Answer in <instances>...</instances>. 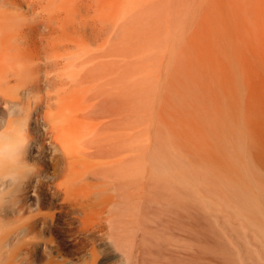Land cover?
I'll return each instance as SVG.
<instances>
[{
	"label": "bare ground",
	"instance_id": "6f19581e",
	"mask_svg": "<svg viewBox=\"0 0 264 264\" xmlns=\"http://www.w3.org/2000/svg\"><path fill=\"white\" fill-rule=\"evenodd\" d=\"M205 1H155L163 8L161 19L169 38L171 32L173 49L176 23L191 21ZM74 3L0 0V77L6 78L12 65L23 60L32 65L35 79L20 93L19 102L29 92L41 96L31 113L32 143L27 156L40 169L39 183L37 177L30 179L20 207L3 212L5 219L14 218L21 210L25 217L30 215L27 230L34 240L20 254L27 255V264H148L154 258L161 264H203L188 260L183 250L174 249V255L175 251L153 240L172 225L185 235L189 170L184 162L174 159L178 154L171 148L159 145L158 136L142 134L137 109L124 98V67H89V50L61 57L62 47L76 44L84 48L89 40L106 34L105 24L97 30L85 20H77ZM140 3L99 0L98 4L102 10L112 4L117 12H124ZM207 3L201 18L210 26L209 31L204 30V50L201 46L197 55L185 62L189 46H181L177 56L182 54V61L177 56V61H171V57L169 67H200L210 76L209 81L202 80L203 85L231 89L235 98L239 86H248L247 110L233 112L245 118V124L235 128L239 139L235 161L238 159L241 170L240 189L257 217L254 223L264 229V67L249 55L248 28L242 27L252 19L240 0ZM41 10L48 12L47 25L37 22L20 30L23 16ZM133 15L129 17L133 19ZM247 33L253 37L252 32ZM29 54L38 60L27 58ZM177 74L174 71L169 80L183 82ZM8 103L0 97L2 118L7 117ZM48 120L60 123L50 128ZM233 250L239 255L236 258L221 251L218 260L205 264H264V243L235 245Z\"/></svg>",
	"mask_w": 264,
	"mask_h": 264
},
{
	"label": "rangeland",
	"instance_id": "374dc122",
	"mask_svg": "<svg viewBox=\"0 0 264 264\" xmlns=\"http://www.w3.org/2000/svg\"><path fill=\"white\" fill-rule=\"evenodd\" d=\"M155 1L141 0L138 5L117 12L112 4L102 10L99 0H75L72 11L77 20L83 19L97 30L105 24L106 34L104 38L89 40L91 42L84 44V48L76 46L75 41L70 48L62 47L60 52L64 55L61 57H66L67 52L75 54L89 50L92 57L89 67H124V98L136 107L142 134L158 136L159 145L171 148L178 154L174 159L188 166L190 185L185 235L182 236L172 225L159 231L153 240L168 247L169 251L183 250L188 260L203 264L218 260L221 251L236 258L239 255L233 250L235 245L264 243V229L254 223L257 217L249 210L245 193L240 189L241 170L237 168L238 159L235 161L239 141L235 128L237 124L244 125L245 118L237 117L233 112L237 108L247 110L248 86H239V95L235 98L231 89L203 85L202 80L209 81L210 76L200 67H176L175 70L169 67L171 57V61H182V54L177 56L181 46H189V50L185 48V62L194 58L201 46L204 50V30L209 31L210 26L201 18L208 3L206 0L202 4L191 21L176 23V29L173 28L176 48L173 49L171 32L169 38L165 21L161 19L163 8L155 5ZM240 1L252 19L242 24L253 33V37H247V31L245 33L250 42L249 55L256 64L264 67V0ZM133 12L140 14L134 16ZM146 12L150 15L146 16ZM131 13L133 19L129 17ZM27 58L38 60L33 54ZM45 61L43 59L42 63ZM174 71L183 82L169 80ZM243 72L247 75V69ZM245 221L249 223L245 224ZM148 264L161 263L154 258Z\"/></svg>",
	"mask_w": 264,
	"mask_h": 264
},
{
	"label": "clouds",
	"instance_id": "9594fccd",
	"mask_svg": "<svg viewBox=\"0 0 264 264\" xmlns=\"http://www.w3.org/2000/svg\"><path fill=\"white\" fill-rule=\"evenodd\" d=\"M48 12L41 10L25 15L20 22V30L29 24L43 22L47 25ZM15 84H10V80ZM35 79L32 65L23 60L16 61L9 69L7 77H0V97L10 103L5 104L7 117H0V264H27V255L21 249L34 240L29 235V220L21 210L14 218L5 219L6 208L18 209L25 185L33 177L39 183V167L27 159L32 137L29 122L33 108L40 103L41 96L27 93L21 101L20 93ZM59 121L48 120L51 127Z\"/></svg>",
	"mask_w": 264,
	"mask_h": 264
}]
</instances>
